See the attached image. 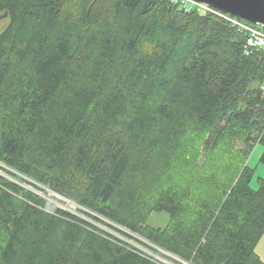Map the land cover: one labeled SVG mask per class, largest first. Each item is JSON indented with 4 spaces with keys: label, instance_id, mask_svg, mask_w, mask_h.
Instances as JSON below:
<instances>
[{
    "label": "trees",
    "instance_id": "1",
    "mask_svg": "<svg viewBox=\"0 0 264 264\" xmlns=\"http://www.w3.org/2000/svg\"><path fill=\"white\" fill-rule=\"evenodd\" d=\"M65 1L0 0L10 21L0 34V163L153 252L264 264L254 253L264 176L253 188L247 163L260 144L264 164V52L247 54L244 34L222 16L176 12L172 0H104L83 24ZM190 135L208 152L230 147L234 163L214 193L197 198L170 183L143 194L157 163L169 164ZM45 204L0 176V264H37L27 255L37 245L50 264H160ZM155 212L168 214L164 227L148 224Z\"/></svg>",
    "mask_w": 264,
    "mask_h": 264
},
{
    "label": "rangeland",
    "instance_id": "2",
    "mask_svg": "<svg viewBox=\"0 0 264 264\" xmlns=\"http://www.w3.org/2000/svg\"><path fill=\"white\" fill-rule=\"evenodd\" d=\"M104 0H66L62 4L63 10H68L71 13V17L76 24H83L88 22L89 19L98 14L102 7ZM175 7L172 9L176 12L179 7L194 8L197 12L203 13L200 9L192 6L189 2L183 0H172ZM174 13V12H172ZM9 18L0 13V34L9 24ZM165 38L169 36V33H165ZM264 89V82L262 83ZM183 149L178 154H173L169 164L164 162L157 163L155 172L149 177L148 182L144 183L141 187L143 194L146 196L154 195L162 186L170 183H175L180 187H183L186 191L190 192L195 197L203 195H211L223 178L224 173L229 172L234 163V158L229 155L230 147L223 145L214 152H208L201 143L192 135L184 140ZM263 148L260 144H256L250 153L247 163L249 166L255 169L254 176L251 181L253 188H257V178L264 176V164L259 162ZM167 165V166H166ZM7 167L0 163V176L14 181L19 184L25 190L34 193L35 195L45 200V211L54 213L57 209L67 211L76 216L84 218L86 221L104 230L105 232L112 234L118 239L134 246L149 256L153 257L160 264H190L177 256L170 254L160 248L153 247L156 252L151 251L146 246L138 243L135 239L151 245L141 237L131 234L129 231L115 225L107 218L99 216L102 223L93 220L82 214L80 207L73 199L67 198L56 191L39 185L30 179H26L27 182H23L15 178ZM213 176V177H212ZM216 180V181H215ZM42 189V190H41ZM200 195V196H199ZM168 221V214L165 212L152 213L148 218V224L154 228H162ZM109 225L115 226L122 231L130 234L135 239H130L114 231ZM152 246V245H151ZM254 253L259 259L264 262V232L259 236L254 246ZM29 259L38 261L37 264H50L48 257L43 254L39 245L30 247L27 250ZM26 257V254H25ZM28 260V259H27Z\"/></svg>",
    "mask_w": 264,
    "mask_h": 264
},
{
    "label": "water",
    "instance_id": "3",
    "mask_svg": "<svg viewBox=\"0 0 264 264\" xmlns=\"http://www.w3.org/2000/svg\"><path fill=\"white\" fill-rule=\"evenodd\" d=\"M203 3L231 17L264 26V0H189ZM7 16V14H4Z\"/></svg>",
    "mask_w": 264,
    "mask_h": 264
},
{
    "label": "built area",
    "instance_id": "4",
    "mask_svg": "<svg viewBox=\"0 0 264 264\" xmlns=\"http://www.w3.org/2000/svg\"><path fill=\"white\" fill-rule=\"evenodd\" d=\"M184 2H189L192 6L200 9L203 12H212L217 15L222 16L224 19L228 20L232 25L237 27L245 36V51L250 53L251 51H262L264 52V26L260 24H253L241 19L231 17L227 14H223L212 7L203 4L191 2L189 0H183ZM264 97V93H263Z\"/></svg>",
    "mask_w": 264,
    "mask_h": 264
}]
</instances>
